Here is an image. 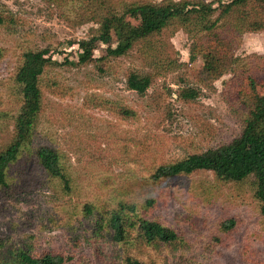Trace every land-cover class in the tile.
Instances as JSON below:
<instances>
[{
	"label": "rangeland",
	"instance_id": "1",
	"mask_svg": "<svg viewBox=\"0 0 264 264\" xmlns=\"http://www.w3.org/2000/svg\"><path fill=\"white\" fill-rule=\"evenodd\" d=\"M0 4L7 6L16 20L13 28L0 27V48L5 50L0 61V114L9 106L3 85L15 72L16 56L26 49L53 48V57L62 66L52 73L57 83L52 89L56 93L58 87L62 97L45 93L37 139L59 150L79 187L85 189L80 196L63 197L52 185L41 182L29 156L21 158L9 189L0 193V258L31 243L39 251H61L72 258L73 264H101L89 225L74 208L106 201L114 190L132 180L135 190L141 191L140 165L144 170L151 162L181 159L239 136L242 125L225 100L222 84L230 76L207 87L197 84L194 70L200 63L189 61L188 36L181 30L174 34L166 31L161 37L163 52L183 66L157 79L146 96L140 97L125 84V73L143 66L140 47L126 58L105 64L98 59L104 56L106 47L95 43L94 60L79 64L78 43L92 45L93 24L72 27L44 0H0ZM252 53L264 56V31L243 36L237 55ZM192 87L200 90L194 102L176 97V91ZM113 105L132 109L135 118L116 116ZM7 121L3 124L0 118V149L11 139ZM125 138L144 141L147 149L139 147L134 153L131 145V158L126 157L119 148ZM127 179L131 180L125 182ZM190 180L215 183L210 172L197 173ZM252 195L247 186L240 193L222 186L212 204H204L191 199L180 186H173L167 202L159 204L153 216L178 229L187 239L188 248L148 249L139 258L147 264H264V214ZM224 213L236 219V227L226 246L212 250L207 243L217 234L215 225ZM69 222L80 232L77 249L68 242L64 229ZM107 247L114 253V247ZM246 247L254 251L253 262L242 255Z\"/></svg>",
	"mask_w": 264,
	"mask_h": 264
},
{
	"label": "trees",
	"instance_id": "2",
	"mask_svg": "<svg viewBox=\"0 0 264 264\" xmlns=\"http://www.w3.org/2000/svg\"><path fill=\"white\" fill-rule=\"evenodd\" d=\"M44 2L72 27L94 25L92 45L78 43L79 64L94 60L95 43L106 47L104 56L98 59L105 64L126 58L140 47L143 66L125 73L126 88L140 97L146 96L157 79L183 66L176 58L164 54L165 43L161 38L166 31L171 34L183 31L190 42L189 61L200 63L194 70L196 83L207 87L229 75L230 78L222 83L225 100L242 125L239 136L228 143L221 142L216 147L194 151L174 161L151 162L145 171L142 165L138 166L142 172L141 191L135 190L132 180L114 190L106 201L75 207L76 215L89 225L95 255L101 264H147L139 258L145 250L188 248L187 239L178 229L153 216L156 207L167 202L173 186H180L191 199L204 204H212L222 186L239 193L247 186L252 189V197L264 214V56L237 55L245 34L264 31V0ZM15 26L11 10L0 4V27ZM54 52L51 47L22 51L16 56L13 76L3 85L9 106L0 118L3 124H8L9 119L11 139L0 149V193L9 189L13 171L24 156L34 162L41 182L52 185L63 197H77L85 191L79 187L59 150L37 139L39 119L45 109V93L62 97V92H57L58 87L56 93L52 89L57 84L52 73L62 66L54 59ZM4 57L5 50L0 48V61ZM175 94L180 100L194 102L200 90L184 88ZM112 110L124 119L136 116L132 109L123 105H113ZM131 145L134 153L139 147L147 149L144 141L125 138L119 145L120 153L131 158ZM200 172L212 173L215 183H192V176ZM128 180L131 179L125 182ZM236 223L235 218L224 213L215 225L217 234L207 246L212 250L226 246ZM64 229L72 248H79V229L70 222ZM106 244L115 248L114 253L108 251ZM253 252L249 247L244 249L242 255L247 262H253ZM0 264L73 263L72 258L61 251H39L31 243H25L9 250L6 257L0 258Z\"/></svg>",
	"mask_w": 264,
	"mask_h": 264
}]
</instances>
